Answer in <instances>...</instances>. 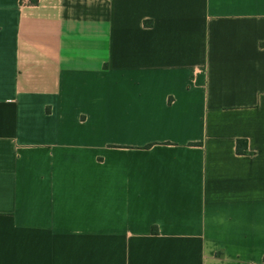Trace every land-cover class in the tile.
Masks as SVG:
<instances>
[{"label": "crops", "instance_id": "obj_1", "mask_svg": "<svg viewBox=\"0 0 264 264\" xmlns=\"http://www.w3.org/2000/svg\"><path fill=\"white\" fill-rule=\"evenodd\" d=\"M0 264H264V0H0Z\"/></svg>", "mask_w": 264, "mask_h": 264}, {"label": "trees", "instance_id": "obj_2", "mask_svg": "<svg viewBox=\"0 0 264 264\" xmlns=\"http://www.w3.org/2000/svg\"><path fill=\"white\" fill-rule=\"evenodd\" d=\"M236 151L239 154H249L247 141L239 139L236 144Z\"/></svg>", "mask_w": 264, "mask_h": 264}, {"label": "built area", "instance_id": "obj_3", "mask_svg": "<svg viewBox=\"0 0 264 264\" xmlns=\"http://www.w3.org/2000/svg\"><path fill=\"white\" fill-rule=\"evenodd\" d=\"M37 0H21L22 3H32Z\"/></svg>", "mask_w": 264, "mask_h": 264}]
</instances>
